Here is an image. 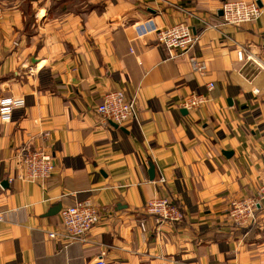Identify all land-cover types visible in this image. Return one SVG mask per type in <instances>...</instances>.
I'll list each match as a JSON object with an SVG mask.
<instances>
[{
	"label": "crops",
	"instance_id": "crops-1",
	"mask_svg": "<svg viewBox=\"0 0 264 264\" xmlns=\"http://www.w3.org/2000/svg\"><path fill=\"white\" fill-rule=\"evenodd\" d=\"M225 1L0 0V97L26 102L0 120V264H264V205L243 227L228 214L264 180V0L239 28L221 25ZM146 21L197 42L166 59L137 35ZM118 90L135 118L114 128L96 109ZM191 94L204 102L186 109ZM22 150L50 154L51 177L21 181ZM158 197L183 219L157 223L144 207ZM81 202L100 215L84 240L49 238L48 211Z\"/></svg>",
	"mask_w": 264,
	"mask_h": 264
},
{
	"label": "built area",
	"instance_id": "built-area-1",
	"mask_svg": "<svg viewBox=\"0 0 264 264\" xmlns=\"http://www.w3.org/2000/svg\"><path fill=\"white\" fill-rule=\"evenodd\" d=\"M3 14L4 10L0 6V20ZM260 15V9L254 0H228L222 4L220 20L223 27L239 28L244 24L255 22ZM135 29L139 37L154 34L157 45L166 50V59L172 60L186 55L197 42V37L190 27L183 23L158 27L153 22L146 21L136 25ZM247 59L253 62L251 57ZM189 62L193 73H202L205 68L204 63L194 57H190ZM212 87V84H209V89ZM203 102L201 96L191 94L186 97L182 105L186 109H195ZM25 105L24 97H0V120L4 123L10 122L13 114L24 109ZM96 111L104 124L120 126L135 118L134 103L126 96L124 90L104 94ZM18 160L20 167L18 178L23 182H44L51 177L54 170L52 157L41 150H22ZM262 205H264V180L260 182L254 197L232 203L228 214L234 225L243 227L255 222V213ZM144 208L157 223H176L184 217L177 205L166 197L151 199ZM58 216L59 229L49 233L48 237L62 239L65 243L84 240L100 220L97 208L90 202L62 207ZM91 264L106 263L100 256Z\"/></svg>",
	"mask_w": 264,
	"mask_h": 264
},
{
	"label": "water",
	"instance_id": "water-1",
	"mask_svg": "<svg viewBox=\"0 0 264 264\" xmlns=\"http://www.w3.org/2000/svg\"><path fill=\"white\" fill-rule=\"evenodd\" d=\"M257 3V5L259 6L260 4L258 3V1L256 2ZM182 113H184V112H182ZM114 128H117V126L116 125H112ZM225 155H226V153H224ZM149 176H150V179L152 180L153 179V166L152 165H150V167H149ZM1 186L3 187V188H6L7 187V183H6V181L4 180V181H2L1 182ZM60 209H61V205L60 204H56V205H54L49 211H48V213H47V216H55L59 211H60Z\"/></svg>",
	"mask_w": 264,
	"mask_h": 264
},
{
	"label": "rangeland",
	"instance_id": "rangeland-1",
	"mask_svg": "<svg viewBox=\"0 0 264 264\" xmlns=\"http://www.w3.org/2000/svg\"><path fill=\"white\" fill-rule=\"evenodd\" d=\"M21 1H23L22 3H23V5L22 6H24V4H28V6L30 5V3L29 2H35V3H37L36 1L37 0H18V2H21ZM27 7V6H26Z\"/></svg>",
	"mask_w": 264,
	"mask_h": 264
}]
</instances>
